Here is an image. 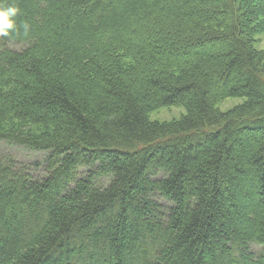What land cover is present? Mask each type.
I'll use <instances>...</instances> for the list:
<instances>
[{
    "label": "trees",
    "instance_id": "16d2710c",
    "mask_svg": "<svg viewBox=\"0 0 264 264\" xmlns=\"http://www.w3.org/2000/svg\"><path fill=\"white\" fill-rule=\"evenodd\" d=\"M0 3V264H264V0Z\"/></svg>",
    "mask_w": 264,
    "mask_h": 264
},
{
    "label": "rangeland",
    "instance_id": "374dc122",
    "mask_svg": "<svg viewBox=\"0 0 264 264\" xmlns=\"http://www.w3.org/2000/svg\"><path fill=\"white\" fill-rule=\"evenodd\" d=\"M258 47L260 49L264 48V33L258 36ZM13 48H19V45L12 44ZM241 98H228L223 100L218 104L219 108L222 110H228L232 108L233 106L237 105L239 102H241ZM186 112L185 108L182 106H168L163 107L158 110L153 111L150 114L151 119H157V120H172L174 118H179L181 115H183ZM0 154L3 155H11L15 157V159L18 161L19 165L23 166H29L31 170L34 168V162L41 161L43 159V153L40 152H33L26 150L24 147L20 146H14L9 145L6 142L0 141ZM36 168V166H35ZM34 170L37 173H40L41 170L38 169ZM256 251H259L261 248L259 246L255 247Z\"/></svg>",
    "mask_w": 264,
    "mask_h": 264
},
{
    "label": "clouds",
    "instance_id": "9594fccd",
    "mask_svg": "<svg viewBox=\"0 0 264 264\" xmlns=\"http://www.w3.org/2000/svg\"><path fill=\"white\" fill-rule=\"evenodd\" d=\"M20 13L18 6L13 4L4 5L0 3V38L9 37L19 31L16 18ZM19 27L23 29L25 35L30 31V24L23 22Z\"/></svg>",
    "mask_w": 264,
    "mask_h": 264
}]
</instances>
